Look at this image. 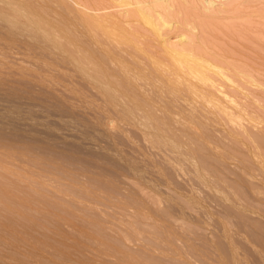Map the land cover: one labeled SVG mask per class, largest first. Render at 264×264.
<instances>
[{
    "label": "rangeland",
    "instance_id": "374dc122",
    "mask_svg": "<svg viewBox=\"0 0 264 264\" xmlns=\"http://www.w3.org/2000/svg\"><path fill=\"white\" fill-rule=\"evenodd\" d=\"M17 1L0 0V264H264V0L197 19L206 80L127 71L68 29L72 0Z\"/></svg>",
    "mask_w": 264,
    "mask_h": 264
},
{
    "label": "bare ground",
    "instance_id": "6f19581e",
    "mask_svg": "<svg viewBox=\"0 0 264 264\" xmlns=\"http://www.w3.org/2000/svg\"><path fill=\"white\" fill-rule=\"evenodd\" d=\"M10 1L11 2L8 3V4H10L9 6L11 8H12V6L13 7L15 6L16 8H14V9L17 10L18 1L17 0H10ZM72 1L78 6L79 10H83L82 12H84V14H81V15L79 14L81 19L79 18L78 21H73L74 19L69 21L70 26L68 23H66L69 26L68 29L70 27L72 29L77 28V31H79V32L82 31V28L86 29V30H84V33L86 31L87 34H85L84 37L87 41L92 38V36H91V34H92L94 40H96L95 42H100V43L102 42V43H105L107 46L108 45L111 46V50H108V52L106 51V53H103V55L108 53L107 56H110L111 58H113L115 62L117 61L121 65L124 63L123 64L124 68H126L127 71L128 70L129 71H131V70L132 71L133 70L138 71V68L132 69L134 67L131 68V66L128 65V64H131L130 61H132V62H134V60L135 61H137V60L142 61L145 58H147L151 63H153V64H151V66L153 67V69H155L154 71H157V72L159 71V73L163 72V70H165L169 74L172 72L175 74L176 73L179 74L180 71L182 70V66L185 64L186 69L187 68L188 69L186 71V74H184V75L188 74V76H189V74H190L191 76H196V77H199L200 79H203V80L211 78L210 72L214 69L213 68L214 65L211 64L212 66H210V67H212V68H210L209 65L207 64L208 61L205 60L207 62V63H205L202 60L204 58L198 54L200 52H197L200 50V49L197 50V48H200V45L198 46V44H197L198 40H200V39H198V38H200L199 35H201L200 30L202 28L204 29L203 26L201 28V24H199L197 22V19L202 18L203 17L202 14L215 13V11H217V9H218L216 7L217 1H215V0H109V1H111L110 4L104 6L103 8L101 7L102 9H100V10H103L104 12H107L109 10H115L116 12L113 11V13H106V14H101V15H92L93 14L92 12L94 11V10L92 11V9L94 7L89 6L90 7L89 8L87 6L88 4L86 5L83 1L82 2H80V0L79 1L78 0H72ZM183 2H186V3L189 2L188 3L189 5L191 3L195 8L200 9L199 15L198 16L196 15L198 18H194L193 15H189L185 11H184L185 13L182 11V3ZM25 4L27 5V3H25ZM25 4L23 6V9L27 7ZM20 5H21V3H20ZM7 9H8V7H7ZM185 9H186V7H185ZM29 10H27V11H29ZM70 10H73V9L70 8ZM90 11L92 14L90 13ZM95 11H99V10H97V7L95 8ZM219 11H222V10H219ZM190 13H191V11H190ZM82 16H85V17H82ZM75 17L77 18V16H75ZM23 19H24V17H23ZM141 19L144 21L145 24L142 25L140 23V21H142ZM40 20H42V19L40 18ZM45 22L46 21H44V23ZM75 22H77L78 24ZM72 23L77 24L78 27H76L77 25L73 26ZM27 24L29 25V23H27ZM48 24H50V23H48ZM25 25H26V23H25ZM51 25H55V24L52 23ZM57 28H59V27H57ZM80 28H81V30H79ZM60 33H62V32H60ZM84 33H83V31L81 32L82 36ZM89 33H90V35H88ZM63 34H64L63 37L65 38V40L69 44L74 45L75 48H77L76 45H78L80 47V44H79L81 42L80 39L79 40L74 39V37L71 36L69 34V32H66V34L65 33H63ZM86 35H88L87 37L91 36V38H86ZM53 40H54V42H56L55 39H53ZM201 41H199V43H202ZM59 42H61V41H59ZM95 42L92 41L90 43L94 44ZM56 45H57V43H56ZM57 47H59V46H57ZM61 48H63V47H61ZM64 48H65V46H64ZM79 50H82L84 52L82 46H81V49L80 48L77 49L78 53H79ZM90 51H92V50L90 49ZM71 53H68V54L72 55ZM78 55L83 56L81 51H80V54H78ZM87 55H88V53L85 54V56H87ZM144 55H146V57ZM141 56L142 57L144 56V57L142 58ZM93 57H95V56L93 55ZM165 58H170V60L171 59L176 60V62L179 65L178 66L179 68L177 69V67H176L175 70H172L171 67L169 68L168 67L169 64L166 65V63L164 62ZM210 61H211V59H210ZM81 63H83V62H81ZM92 63H94V62H92ZM132 65H134V64H132ZM135 65H137V63ZM151 66H149V67H151ZM159 66H160V68H158ZM136 67H138V66H136ZM141 67L144 68L145 66H141ZM139 70H141V69H139ZM150 71H153V70L151 69ZM215 71H217V70L215 69ZM240 73H243V72H240ZM154 74H156V73H154ZM219 74H220V72H219ZM189 83H192V82H189ZM255 137H257V136H255ZM259 139H260V137H258V139H255L256 142ZM262 144H259L258 146H260ZM263 147H264V145L262 146V148Z\"/></svg>",
    "mask_w": 264,
    "mask_h": 264
}]
</instances>
